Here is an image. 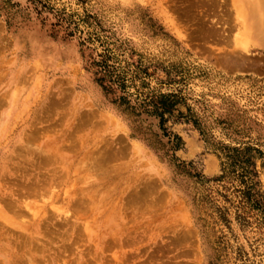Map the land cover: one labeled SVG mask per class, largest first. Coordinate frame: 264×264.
I'll return each mask as SVG.
<instances>
[{"label":"rangeland","instance_id":"374dc122","mask_svg":"<svg viewBox=\"0 0 264 264\" xmlns=\"http://www.w3.org/2000/svg\"><path fill=\"white\" fill-rule=\"evenodd\" d=\"M8 1L0 264H264V1Z\"/></svg>","mask_w":264,"mask_h":264},{"label":"trees","instance_id":"16d2710c","mask_svg":"<svg viewBox=\"0 0 264 264\" xmlns=\"http://www.w3.org/2000/svg\"><path fill=\"white\" fill-rule=\"evenodd\" d=\"M9 1H10V0H9ZM9 1H8V2H9ZM105 71H106V70H105ZM107 77H108V72L106 71V72H105V76H104L103 78H107ZM155 113H156L157 115H159V116L162 117L161 122H163V124H162V127H163L165 120H164V118H163L162 113H160L158 109H156ZM162 129H163L164 131H166L164 128H162ZM165 133H168V132L166 131ZM165 135H169V134H165ZM172 138L174 139V140H173V141H174V146H173V148H174V149H179V148H180V145L182 144L181 139H180L178 136H176V135H173Z\"/></svg>","mask_w":264,"mask_h":264},{"label":"bare ground","instance_id":"6f19581e","mask_svg":"<svg viewBox=\"0 0 264 264\" xmlns=\"http://www.w3.org/2000/svg\"><path fill=\"white\" fill-rule=\"evenodd\" d=\"M255 1V0H254ZM264 1V0H263ZM256 2H262V0H256ZM239 3H241V2H239ZM242 4V3H241ZM256 8V7H255ZM258 43L260 44V45H264V39H259V41H258Z\"/></svg>","mask_w":264,"mask_h":264}]
</instances>
